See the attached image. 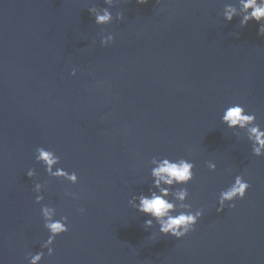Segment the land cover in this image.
Masks as SVG:
<instances>
[{"label":"water","instance_id":"obj_1","mask_svg":"<svg viewBox=\"0 0 264 264\" xmlns=\"http://www.w3.org/2000/svg\"><path fill=\"white\" fill-rule=\"evenodd\" d=\"M226 4L239 7L0 0V264H30L40 252V264H264V156L222 122L239 105L264 131V37L255 21H225ZM92 7L108 9L113 22L98 26ZM102 35L114 43L104 47ZM37 148L55 153L53 171L75 173L78 183L49 177ZM154 158L195 165L188 185H161L186 188L192 212L203 209L183 239L158 225L145 230L152 217L129 203L159 194ZM237 176L250 185L245 199L217 212ZM45 206L68 220L51 257L42 247Z\"/></svg>","mask_w":264,"mask_h":264},{"label":"clouds","instance_id":"obj_2","mask_svg":"<svg viewBox=\"0 0 264 264\" xmlns=\"http://www.w3.org/2000/svg\"><path fill=\"white\" fill-rule=\"evenodd\" d=\"M120 2L129 3L130 0H120ZM136 2L140 5H145L149 0H136ZM104 3L111 8L117 3V0H104ZM238 5L239 7L229 4L224 6L223 17L225 21L232 22L234 18L239 17V26L241 28H245L250 22L255 21L260 24L259 35L264 37V0H238ZM88 11L94 17L95 23L102 28L113 22V15L108 9L92 7ZM115 19L123 22L125 17L122 13H117ZM101 43L104 47H107L114 43V37L111 35H102ZM76 74L75 70L71 73L72 76H76ZM222 122L230 130H244L247 139L252 143L253 155L256 157L264 156V131L260 130L254 115H246L243 107L233 105L224 112ZM234 135L239 136V133L234 131ZM36 162L45 166L49 177L64 179L74 185L78 183V177L75 173L69 174L59 168L53 171L54 166L60 164V159L55 153L47 151L44 148H37ZM151 163L156 165L151 171V176L154 178L153 186L159 190V194L156 191H152L150 196L140 195L129 203L138 213L152 217V220L145 221L143 225L145 230L152 229L158 225L159 232L163 236H171L177 240L183 239L195 231L198 221L204 215L203 209L195 213L192 212L191 206L185 202L189 197V192L186 188L182 187L170 193L166 188L161 187V185L163 184L169 187L188 185L194 180L193 170L195 165L184 159L171 162L168 159L157 160L154 158ZM207 168L211 172L217 170L215 164L211 162L207 164ZM27 177L29 179H35V170H29ZM40 187L41 184H36L34 189L37 193L35 201L37 204H41V201L44 200V197L39 195ZM249 188L250 185L244 181L243 177L237 176L234 184L228 190L220 193L217 212H223L226 206L234 210L236 205L233 202L237 199H245ZM170 196L175 203L169 202ZM136 200L139 201L138 204L135 203ZM177 201L180 203L177 204ZM226 202L228 203L226 204ZM41 212L45 222L44 226L50 233L47 242L42 247L48 250V256L51 257L54 255L52 245L55 243L56 238L68 232V228L65 226L68 220L66 217H62V222L55 221L53 219L56 215L55 209L47 206L42 207ZM176 212L179 214L172 215ZM153 220L156 222L155 225L153 224ZM43 259V252L29 256L30 264H40Z\"/></svg>","mask_w":264,"mask_h":264}]
</instances>
